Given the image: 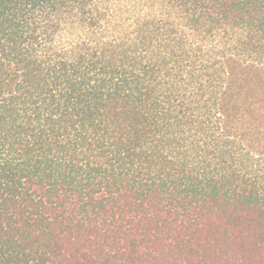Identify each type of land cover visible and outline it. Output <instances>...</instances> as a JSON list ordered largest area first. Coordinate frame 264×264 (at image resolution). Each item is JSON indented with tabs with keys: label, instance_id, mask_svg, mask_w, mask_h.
I'll list each match as a JSON object with an SVG mask.
<instances>
[{
	"label": "trees",
	"instance_id": "1",
	"mask_svg": "<svg viewBox=\"0 0 264 264\" xmlns=\"http://www.w3.org/2000/svg\"><path fill=\"white\" fill-rule=\"evenodd\" d=\"M0 264H264V0H0Z\"/></svg>",
	"mask_w": 264,
	"mask_h": 264
}]
</instances>
